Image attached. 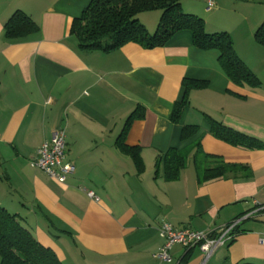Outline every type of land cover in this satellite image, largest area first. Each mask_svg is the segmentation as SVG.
I'll list each match as a JSON object with an SVG mask.
<instances>
[{"label":"crops","instance_id":"0c3cea01","mask_svg":"<svg viewBox=\"0 0 264 264\" xmlns=\"http://www.w3.org/2000/svg\"><path fill=\"white\" fill-rule=\"evenodd\" d=\"M92 1L0 0V205L63 264H264V213L243 223L207 263L199 248L180 245L170 251L171 262L155 258L163 224L213 231L253 210L252 201L264 203V150L220 141L209 124L211 118L264 143V47L254 38L264 0H182L183 11L203 19L209 34L232 37L260 89L235 86L220 53L196 48L187 31L152 50L129 43L111 53L82 51L71 27ZM18 11L40 30L8 40L5 25ZM160 16L138 18L153 34ZM185 79L206 87L189 92L175 124ZM137 109L143 117L126 130ZM185 126L200 128L186 142ZM58 129L66 133V161L76 167L65 184L31 166ZM123 134L128 146L142 148L143 173L121 153ZM171 148L186 157L176 182H167L162 168L156 175L158 157ZM207 156L244 168L201 183Z\"/></svg>","mask_w":264,"mask_h":264},{"label":"trees","instance_id":"16d2710c","mask_svg":"<svg viewBox=\"0 0 264 264\" xmlns=\"http://www.w3.org/2000/svg\"><path fill=\"white\" fill-rule=\"evenodd\" d=\"M160 12V20L154 35H151L139 21L141 14ZM39 26L24 12L18 11L5 25L8 40L23 39L37 34ZM190 32L193 45L202 51L216 50L220 53V65L231 82L237 87L260 89L259 78L239 58L232 37L226 33L209 34L205 21L197 16L186 14L182 0H93L80 18L72 23L73 34L82 51L111 53L129 43H136L152 50L164 47L176 34ZM255 41L264 47V22L255 33ZM186 94L182 102L174 106L171 120L179 124L184 109L189 106L188 94L191 90L203 89L206 83L185 79ZM137 109L128 118L126 130L143 117ZM210 133L220 141L247 150H264V143L245 134L236 132L209 118ZM200 131L198 126H185L181 140L186 142ZM120 137L121 153L130 157L139 173L145 171L142 148L128 146ZM207 167L200 180L208 183L221 180L241 171L244 167L227 164L218 157L207 156ZM186 166V157L181 151L171 148L157 160L156 175L162 168L167 182L179 180ZM240 230V229H239ZM0 264H63L56 253L41 245L34 235L22 226L17 215L9 213L0 205Z\"/></svg>","mask_w":264,"mask_h":264},{"label":"built area","instance_id":"2783aa9c","mask_svg":"<svg viewBox=\"0 0 264 264\" xmlns=\"http://www.w3.org/2000/svg\"><path fill=\"white\" fill-rule=\"evenodd\" d=\"M208 6L211 9L214 3L209 1ZM66 151L65 131L55 130L51 140L45 142L38 150V156L31 162V166L43 172L50 179L65 184L76 172L75 165L66 161ZM87 196L96 202L100 201L93 192H87ZM252 205L253 210L213 231L199 232L188 228L178 230L170 224H163L159 229V234L164 240V245L155 258L161 262H171L170 251L176 245H180L189 250L199 248L204 255V263H207L221 248L229 246L236 239L243 223L264 213V203L254 200ZM260 244L264 246V237L260 239Z\"/></svg>","mask_w":264,"mask_h":264},{"label":"rangeland","instance_id":"374dc122","mask_svg":"<svg viewBox=\"0 0 264 264\" xmlns=\"http://www.w3.org/2000/svg\"><path fill=\"white\" fill-rule=\"evenodd\" d=\"M140 16H141V15H140ZM140 16H139V17H140ZM157 27H158V26H157ZM156 30H157V29H156ZM156 30H155V32H156ZM155 32H154L153 34H151V35H154V34H155ZM223 249H224V248H222V250H223Z\"/></svg>","mask_w":264,"mask_h":264}]
</instances>
